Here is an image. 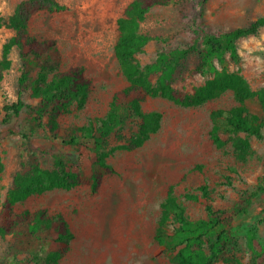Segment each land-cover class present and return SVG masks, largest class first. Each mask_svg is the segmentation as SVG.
I'll list each match as a JSON object with an SVG mask.
<instances>
[{
  "label": "rangeland",
  "instance_id": "obj_1",
  "mask_svg": "<svg viewBox=\"0 0 264 264\" xmlns=\"http://www.w3.org/2000/svg\"><path fill=\"white\" fill-rule=\"evenodd\" d=\"M23 0H0V55L3 46L14 35L6 22ZM63 9L39 11L28 25L38 40H53L47 57L50 77L72 65H81L89 78L90 90L83 105L73 104L60 117L65 133L72 128L104 117L113 96L128 85L114 54L117 19L132 0H57ZM264 17V0H170L153 7L141 23L140 32L149 40L136 55L142 66L152 64L162 52L195 46L174 73V87L194 93L217 71L241 76L254 93L246 101L248 109L264 120V25L257 34L236 40L237 58L230 51L222 58L213 57L202 65L200 51L211 36L247 27ZM44 64V63H43ZM36 77L40 68L30 66ZM23 70L19 50L10 54V66L0 81V224L6 223L3 203L12 186L14 174L29 165L35 153L43 167H51L58 155H74L86 168L85 181L72 189H53L34 195L18 204L14 211H36L45 208L49 214L62 213L74 238L61 264H175L174 252L155 240L162 203L172 187L192 220L206 217V202L200 187L209 188L211 203L217 209L230 210L243 194L257 191L264 176V139L250 137L251 154L237 158L232 147L233 134L222 131L226 141L216 146L210 137L211 112L236 105L233 92L198 106H181L163 96H148L142 107L146 112L162 114L160 128L136 149L116 148L107 161L113 172L104 175L100 189L93 192L89 180L97 168L92 163L94 150L80 155L61 147V139L49 137L45 127L34 118L27 106L38 99L28 89L21 98L27 105L18 118L8 123L3 106L18 98V80ZM135 125L132 124L127 136ZM25 132L30 141L20 134ZM114 142L112 146L118 145ZM120 145V144H119ZM191 193L198 200H187ZM245 214L235 218L233 233L237 244L231 247L228 261L216 264H255L248 243V232L255 229L264 244V191L257 193ZM12 235H0V264H32L30 254L17 250ZM49 243L37 240L34 249Z\"/></svg>",
  "mask_w": 264,
  "mask_h": 264
},
{
  "label": "trees",
  "instance_id": "obj_2",
  "mask_svg": "<svg viewBox=\"0 0 264 264\" xmlns=\"http://www.w3.org/2000/svg\"><path fill=\"white\" fill-rule=\"evenodd\" d=\"M169 2L170 0H132L127 4L117 19L118 35L114 54L128 85L113 96L104 117L74 127L67 133L63 131L60 117L71 105H83L86 102L91 82L81 65L69 66L50 77L51 70L46 66L54 41L38 40L28 29L35 13L43 10L56 11L64 6L57 0L20 2L6 22L15 33L4 44L0 55V81L4 71L10 66V54L14 48L19 50L23 70L18 80V98L3 106L5 117L2 122L8 123L12 118L20 116L27 106L20 95L30 89L38 103L27 107L33 112L35 120L45 127L49 137L61 139V147L74 150L80 155L90 149L94 150L91 160L97 168L91 172L89 184L91 190L96 192L102 185L104 175L113 172V167L107 161L111 152L116 148L136 149L160 128L162 114L143 110L142 104L148 96H163L181 106L190 107L202 105L231 90L236 105L230 109H214L211 112L210 137L216 146L223 147L226 144L221 135L223 130L245 134L244 137H234L232 147L237 158L246 159L252 150L250 137L264 139V120L248 109L246 101L254 93L241 76L217 71L212 79L194 93H186L174 87V73L180 63L194 51L195 46L162 52L152 64L145 66L136 60V55L149 40L140 32L142 21L153 7ZM263 25L264 17L223 36L208 37L204 43L205 48L200 51L202 65L208 64L213 57L222 58L227 51L232 53L233 58H237L236 40L257 34ZM33 63L40 68L36 77L31 76L30 66ZM132 124L135 128L127 136ZM10 133L20 134L30 141L25 132L16 133L12 130ZM114 142H119L120 145L111 147ZM85 174V166L74 155H58L53 165L46 168L42 166L38 156L32 153L28 167L17 171L13 176L12 186L3 203L7 220L0 224V235H12L18 243L17 250L29 253L32 264H61V259L74 238L65 216L62 213L49 214L45 208L36 211L25 209L21 212H15L14 209L34 195L79 186L85 181ZM200 190L206 202L205 218L190 219L172 187L162 203L155 240L160 246L174 252L175 264H216L228 261L231 247L237 244L233 233L235 218L245 214L252 203L251 199L264 191V176L260 178L257 191L243 194L230 210L217 209L212 205L208 186L202 185ZM184 197L187 200L199 199L191 193ZM42 239L49 243V247L34 249L36 241ZM248 243L254 254L255 264H264V244L253 228L248 232Z\"/></svg>",
  "mask_w": 264,
  "mask_h": 264
}]
</instances>
